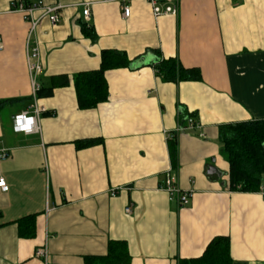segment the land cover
I'll use <instances>...</instances> for the list:
<instances>
[{
  "label": "crops",
  "instance_id": "0c3cea01",
  "mask_svg": "<svg viewBox=\"0 0 264 264\" xmlns=\"http://www.w3.org/2000/svg\"><path fill=\"white\" fill-rule=\"evenodd\" d=\"M42 1L63 7L60 21L42 18L32 38L42 66L36 81L48 87L66 74L69 84L34 99L28 23L0 0V101L14 100L0 107V147L8 149L0 160L8 186L0 189V264H43L34 252L45 238L52 264H84L109 241L125 242V264H178L217 235L230 240V264H264V196L228 189L220 134L223 125L264 119V0H179L176 14L158 16L132 0L126 18L115 0ZM81 22L93 26L94 41ZM104 49L123 51L131 66L106 70V100L82 109L72 77L97 69ZM158 56L200 78L163 80L151 66ZM35 101L45 109L40 132L15 130L14 114ZM188 117L200 127L174 136V166L166 132ZM86 139L94 141L76 146ZM170 166L178 185L193 190L186 206L162 187Z\"/></svg>",
  "mask_w": 264,
  "mask_h": 264
},
{
  "label": "trees",
  "instance_id": "16d2710c",
  "mask_svg": "<svg viewBox=\"0 0 264 264\" xmlns=\"http://www.w3.org/2000/svg\"><path fill=\"white\" fill-rule=\"evenodd\" d=\"M82 34L94 41L97 38L92 25L81 22ZM158 53V51H155ZM131 60L123 51L104 49L100 54V65L97 69L82 71L72 77L76 91L78 106L82 109L94 108L106 100L108 95L104 72L111 68L129 67ZM155 73L169 82L196 80L200 78L198 69L185 68L175 57L158 59L151 63ZM51 85L41 86L36 96L48 97L54 87L69 84L66 74L52 76ZM14 100L0 101L3 103ZM187 119V118H186ZM185 119V120H186ZM183 122H180L182 125ZM222 150L229 164L228 189L241 191H257L264 181V119H253L220 127ZM94 139L76 142L78 148L93 143ZM169 153L172 164L177 161L175 138L169 139ZM129 260L127 245L123 241H109L104 255L86 256L84 264H125ZM230 240L228 236H214L206 245L203 253L190 260L180 259L178 264H230Z\"/></svg>",
  "mask_w": 264,
  "mask_h": 264
},
{
  "label": "built area",
  "instance_id": "2783aa9c",
  "mask_svg": "<svg viewBox=\"0 0 264 264\" xmlns=\"http://www.w3.org/2000/svg\"><path fill=\"white\" fill-rule=\"evenodd\" d=\"M121 4L122 16L124 18L130 15L129 3L132 0H115ZM152 9L155 16L159 14H176L178 10L179 0H145ZM62 5H47L42 0H10V10L20 12L28 23V32L26 36V62L30 74L32 94L35 99L36 92L40 88L36 81L37 75L42 71L40 63V53L38 44L32 41L36 29L42 18L47 17L51 24L55 25L60 21L59 11ZM83 17L87 21L89 17V8L85 6L83 9ZM1 49V41H0ZM43 106H39L35 101L31 105V110L20 111L13 116V128L24 133L40 132L39 117L40 113L44 111ZM200 127V124L194 120L193 117H188L185 124L177 126L173 131L166 132L168 139L174 137L178 133L186 130H192ZM202 135V134H201ZM8 149L4 146L0 147V160L7 158ZM163 189L168 193L169 200H176L180 207L189 204L193 194L192 189H182L177 182L176 175L170 166L165 174L163 181ZM8 186L3 178H0V189L7 190ZM115 189L111 190V195L115 194ZM257 192L264 196V181L260 184ZM125 212H131V206L125 207ZM35 257L39 258L43 264H52L49 259V250L47 238L38 246L34 252Z\"/></svg>",
  "mask_w": 264,
  "mask_h": 264
}]
</instances>
